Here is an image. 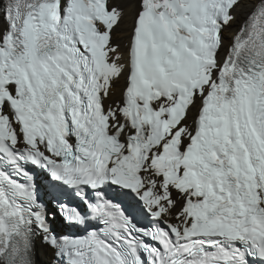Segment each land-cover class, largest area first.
I'll use <instances>...</instances> for the list:
<instances>
[{"label": "snow or ice", "instance_id": "1", "mask_svg": "<svg viewBox=\"0 0 264 264\" xmlns=\"http://www.w3.org/2000/svg\"><path fill=\"white\" fill-rule=\"evenodd\" d=\"M37 240L264 264V0H0V264H39Z\"/></svg>", "mask_w": 264, "mask_h": 264}, {"label": "bare ground", "instance_id": "2", "mask_svg": "<svg viewBox=\"0 0 264 264\" xmlns=\"http://www.w3.org/2000/svg\"><path fill=\"white\" fill-rule=\"evenodd\" d=\"M53 226L59 228L60 224L54 220ZM36 256L39 264H57L53 259V251L48 247L42 246V241L39 240H37Z\"/></svg>", "mask_w": 264, "mask_h": 264}]
</instances>
